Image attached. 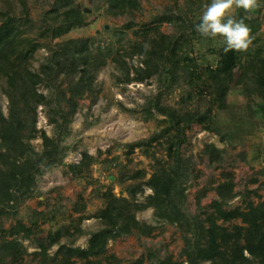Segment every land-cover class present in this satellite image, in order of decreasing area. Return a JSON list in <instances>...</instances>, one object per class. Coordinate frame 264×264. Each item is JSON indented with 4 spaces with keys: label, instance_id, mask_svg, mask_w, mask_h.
<instances>
[{
    "label": "trees",
    "instance_id": "obj_1",
    "mask_svg": "<svg viewBox=\"0 0 264 264\" xmlns=\"http://www.w3.org/2000/svg\"><path fill=\"white\" fill-rule=\"evenodd\" d=\"M186 3L185 11L179 9L176 15L166 13L156 17L155 32L151 34L147 29L142 39L123 50H115L109 44L91 46L90 41L80 39L56 42L84 22L82 12L72 0H58L46 14L40 38L49 40V44L22 36L25 33L23 27L30 22L25 0H21L23 17L0 12V80H4L3 91L9 101L7 115L0 108V216L15 215L19 206L32 197L37 176L63 165V134L77 112L78 100L94 93L97 76L109 61L123 75L120 79L123 83L143 82L158 76L161 80L164 78L166 90H171L182 79L190 86L187 97L178 106L164 104L162 94L144 105L143 110L149 118L162 117L163 128L147 139L127 144L126 155L130 157L140 149L150 156L154 164L149 179L142 182L146 175L144 170L135 171L126 178L134 181L128 191L130 199L116 196L111 188L105 191L102 195L105 207L94 215L105 227L92 234L87 249L61 245L58 253L65 256L62 264H74L72 257L82 260V264H95L93 259L106 253L110 240L135 233L150 235L154 228L135 216L136 211L149 207L154 209V216L159 221L176 225L184 239L182 255L185 261L177 263L168 258L160 264H264V201L257 204L249 201L244 209H226L235 197L232 173H224L223 181L216 186L210 184L197 192L199 213L188 215L183 209L187 200L184 183L191 173L189 159L182 152L187 132L195 124L212 130L216 113L228 107L227 97L240 61L237 50L225 52L223 45L210 50L216 54L214 63L199 64L198 58L191 55L192 47L195 43L212 46L218 37H205L196 32L195 25L200 21L199 12L203 6L196 7L191 0ZM107 5L109 13L119 16L137 11L140 0H107ZM239 18L246 22L240 15ZM164 22L177 27L174 35L159 30V25ZM41 47L47 48L49 55L39 71H34L31 62ZM134 57H138L140 65L132 66L127 62ZM243 75V91L259 96L264 107V58L252 63ZM39 85H43L49 94L40 93ZM195 98V105L189 108L188 103ZM39 106L46 107L50 123L57 132L60 131L59 138L38 131ZM38 133L43 140L41 152H36L30 144ZM157 145L165 149L164 157H158L156 153L149 155L151 148ZM203 153L211 165L220 166L225 162L224 150L213 144H207ZM96 163L97 158L85 153L79 163L66 165L67 173L86 177ZM262 185L264 187V183ZM144 186L153 193L147 196L144 204H139L134 197ZM211 191L216 192L218 199L205 210L201 201ZM238 219L241 225H223ZM30 231L19 222L8 234L15 237L25 233L28 237ZM59 238L60 232L41 243L38 255L44 263L50 257L49 248L59 243ZM19 247L16 238H3L0 262L8 257L15 261L21 253ZM138 264H142V260Z\"/></svg>",
    "mask_w": 264,
    "mask_h": 264
},
{
    "label": "rangeland",
    "instance_id": "obj_2",
    "mask_svg": "<svg viewBox=\"0 0 264 264\" xmlns=\"http://www.w3.org/2000/svg\"><path fill=\"white\" fill-rule=\"evenodd\" d=\"M57 1L25 0L30 22L23 27V37L33 42L49 44V40L40 38V34L44 21L47 20L46 14L54 8ZM72 1L82 12L84 22L56 42L88 40L91 46L109 44L115 50L126 49L130 43L142 39L147 29L153 34L157 27L156 17L166 13L176 15L179 9L185 11L187 7L186 0H140L137 11L114 16L108 12L107 0ZM191 1L195 6L202 4L199 17L210 3V0ZM0 12L23 17L21 0H0ZM230 15L237 20H240L239 15L246 19L245 24L250 28L253 39L246 50H237L240 61L235 68L232 89L227 97L228 107L216 113L212 130H205L195 124L187 132L182 152L191 164L190 177L184 183L187 200L183 209L188 215L199 213L197 192L210 184L216 186L223 181V174L226 172L233 174L236 184L235 197L225 206L226 209H244L249 201L255 204L264 201V107L259 96L247 95L243 91L244 71L250 70L252 63L258 59L264 58V0H256V7L247 11L234 6ZM159 30L164 34L174 35L177 27L164 22L159 25ZM223 45L220 37L212 46L195 43L191 55L198 58L200 65L207 66L216 60V54L210 50ZM48 55L47 48H39L34 54L31 69L39 71ZM127 62L132 66L140 65L138 57L127 59ZM122 78L123 75L111 61L100 70L94 93L78 100L77 112L63 134V165L37 176L32 197L19 206L15 215L0 216V244L3 238H16L21 252L15 261L8 257L0 264H62L65 256L58 253L61 245L87 249L92 234L105 227L100 219L94 217L105 207L102 196L105 191L111 188L116 196L130 199L128 191L134 181H127L126 178L135 171L144 170L146 175L142 182L149 179L153 160L140 149H136L128 157L126 145L147 139L163 128L160 123L162 117L149 118L143 110L144 105L162 94L164 104L178 106L187 97L190 86L182 79L171 90H166L164 78L161 80L158 76L130 83H123L120 81ZM67 81L68 79L64 87L67 86ZM3 88L4 80H0V108L7 115L9 101ZM38 90L49 94L43 85H39ZM195 100L196 98L190 100L189 108L195 105ZM46 112V107H38L37 129L45 131L51 138H59L60 131L57 132L56 127L50 123ZM30 144L36 152L43 150L40 133ZM207 144L224 150L223 164H210L208 156L203 153ZM85 153L97 158L89 175L75 177L67 173L66 165L79 163ZM152 153L164 157L166 151L157 145L151 148L149 155ZM152 193L150 188L144 186L134 200L144 204L147 196ZM216 199V192L211 191L202 199L201 206L207 210ZM135 216L140 222L151 225L154 228L152 233L146 236L135 233L110 240L106 253L93 259L95 264H138L140 260L142 264H160L168 258L177 263L185 261L182 255L185 247L183 234L176 225L159 221L151 207L136 211ZM19 222L31 230L28 237H25V233L15 237L8 234ZM223 225H241V221L238 219ZM59 232V243L49 248L50 257L44 263L38 255L41 243ZM65 232L68 233L64 234ZM71 261L82 264V260L77 257H72Z\"/></svg>",
    "mask_w": 264,
    "mask_h": 264
},
{
    "label": "clouds",
    "instance_id": "obj_3",
    "mask_svg": "<svg viewBox=\"0 0 264 264\" xmlns=\"http://www.w3.org/2000/svg\"><path fill=\"white\" fill-rule=\"evenodd\" d=\"M234 6L247 11L256 7V0H210L195 25L202 36L222 38L225 52L246 50L253 39L248 25L230 15Z\"/></svg>",
    "mask_w": 264,
    "mask_h": 264
}]
</instances>
